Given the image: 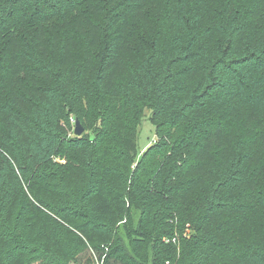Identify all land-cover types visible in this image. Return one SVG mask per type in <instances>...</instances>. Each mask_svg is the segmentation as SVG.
Returning a JSON list of instances; mask_svg holds the SVG:
<instances>
[{
	"label": "trees",
	"instance_id": "1",
	"mask_svg": "<svg viewBox=\"0 0 264 264\" xmlns=\"http://www.w3.org/2000/svg\"><path fill=\"white\" fill-rule=\"evenodd\" d=\"M84 252L264 264V0H0V264Z\"/></svg>",
	"mask_w": 264,
	"mask_h": 264
},
{
	"label": "rangeland",
	"instance_id": "2",
	"mask_svg": "<svg viewBox=\"0 0 264 264\" xmlns=\"http://www.w3.org/2000/svg\"><path fill=\"white\" fill-rule=\"evenodd\" d=\"M150 113H151L150 110H145L144 117L141 126L139 128L138 137H137V144L139 151H143L144 147L150 144L155 136L154 124L149 119ZM73 129H74V122H73ZM130 214L132 218L131 219L132 223L134 225L138 218V212L136 210H131ZM128 220L130 221V219ZM124 224L125 222L124 223L122 222L121 225L119 226L118 234L122 237L124 242L128 244L130 242L131 235L129 231L124 228ZM186 231H188L187 228ZM74 264H101V262L97 260V257L93 252H84L83 254L79 255L76 263Z\"/></svg>",
	"mask_w": 264,
	"mask_h": 264
},
{
	"label": "water",
	"instance_id": "3",
	"mask_svg": "<svg viewBox=\"0 0 264 264\" xmlns=\"http://www.w3.org/2000/svg\"><path fill=\"white\" fill-rule=\"evenodd\" d=\"M73 131H74V134L77 136H80L84 132V128L78 120H76L74 123Z\"/></svg>",
	"mask_w": 264,
	"mask_h": 264
}]
</instances>
